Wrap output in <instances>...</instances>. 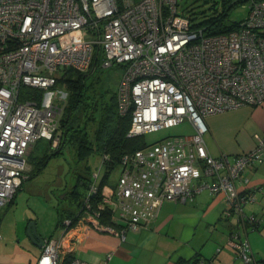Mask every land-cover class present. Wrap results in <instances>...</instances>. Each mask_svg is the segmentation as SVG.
I'll use <instances>...</instances> for the list:
<instances>
[{
  "label": "built area",
  "instance_id": "2783aa9c",
  "mask_svg": "<svg viewBox=\"0 0 264 264\" xmlns=\"http://www.w3.org/2000/svg\"><path fill=\"white\" fill-rule=\"evenodd\" d=\"M242 3L248 12L237 28L205 35L178 10L177 0H0V208L22 184L29 147L41 138L58 145L67 95L55 90L58 73L116 65L122 70L117 111L131 118L127 136L185 119L195 131L123 155L114 186L100 187L98 172H92L76 220L117 232L100 221V212L108 210L111 219L117 213L123 221L121 232L133 230L152 219L164 201H185L208 189L223 197L222 216L234 219L227 243L236 258L264 264L241 235L246 224L261 222L244 211L254 191L236 187L244 169L264 157V136L256 134V145L233 157L210 155L203 139L205 116L264 101V0ZM23 88L50 92L39 100L22 98ZM64 230L44 240L36 264H61ZM70 264L90 263L74 257Z\"/></svg>",
  "mask_w": 264,
  "mask_h": 264
},
{
  "label": "crops",
  "instance_id": "0c3cea01",
  "mask_svg": "<svg viewBox=\"0 0 264 264\" xmlns=\"http://www.w3.org/2000/svg\"><path fill=\"white\" fill-rule=\"evenodd\" d=\"M204 123L203 139L209 154L233 157L252 149L256 145V134L264 136V101L209 114L204 117ZM32 147L26 156H31ZM26 160L23 181L37 170L28 157ZM95 171L100 181L105 171ZM236 187L254 191V201L246 204L244 211L254 213L261 222L256 227L246 224L241 235L248 240L255 258L264 262V157L244 169ZM57 197L52 232L48 231L43 219L31 217L30 212L16 214V196L5 206V212L0 215V264H36L42 244L34 243L27 236L25 220L35 222L43 242L58 238L67 229L64 243L67 249L62 259L75 257L90 264H243L227 243L234 219L222 216L226 207L223 197L211 194L208 189L185 201H164L156 215L137 229L125 228L121 232L125 225L115 213V218H110L117 230L114 233L97 230L90 222L77 220L67 228L59 226L60 198ZM72 203V206L62 207L70 218L80 211L78 203Z\"/></svg>",
  "mask_w": 264,
  "mask_h": 264
},
{
  "label": "trees",
  "instance_id": "16d2710c",
  "mask_svg": "<svg viewBox=\"0 0 264 264\" xmlns=\"http://www.w3.org/2000/svg\"><path fill=\"white\" fill-rule=\"evenodd\" d=\"M242 1L221 0L222 10L217 14L213 11L208 15L203 14V12L197 14L195 11L187 13L181 10V12L189 15L195 27H203L205 35L228 33L238 27V22L241 19L230 23L226 22L227 11ZM212 8H214V2L209 7V9ZM97 62V59H94L92 65H96ZM93 72L89 70L83 73L67 68L58 76L56 83L63 84L67 90L66 100L63 104L65 106L64 108L62 106L58 120L59 142L56 147H52V139H49L48 152L40 157L38 164L35 165L38 170L49 157L62 154L63 149L70 146L75 162L78 166H82V170L80 168V171H75L74 183L69 188L65 187L64 189H67L69 199L78 203L79 207H81L83 198L92 182V172L89 167V157L92 153H98L101 158L107 156V159L103 160V165L106 168L99 183L101 187L107 183L109 171L114 166L119 165L123 155L147 145L144 134L127 136L131 121L130 113L119 115L115 92H112L109 97H106V90L96 92L99 79L90 78ZM21 92L24 94L22 98L30 96L39 100L41 97L40 91L36 89L23 88ZM96 202L97 199L94 198V207H96ZM57 212L59 226H65V218H69L71 223L77 218L76 215L70 218V215L63 208H58ZM100 221L112 224L108 210L100 212ZM70 261L71 259L66 257L62 259L61 264H70ZM195 261L192 262L195 263ZM258 263L264 262L258 261Z\"/></svg>",
  "mask_w": 264,
  "mask_h": 264
},
{
  "label": "rangeland",
  "instance_id": "374dc122",
  "mask_svg": "<svg viewBox=\"0 0 264 264\" xmlns=\"http://www.w3.org/2000/svg\"><path fill=\"white\" fill-rule=\"evenodd\" d=\"M214 2V8L209 9L210 5ZM177 8L179 11L183 10L187 13L195 11L197 14L203 12L208 15L212 11L217 14L222 10L221 0H177ZM248 7L246 4L237 3L232 6L226 15V22L238 21L247 15ZM213 13V14H214ZM121 67L116 65L111 67H99L94 70L90 78H98L99 83L96 85V92L99 90H106L109 97L112 92H115L121 75ZM61 73H58L60 76ZM55 90L60 91L63 94H67V90L63 84H57ZM41 95H44L49 91L38 90ZM63 105V104H62ZM65 105H63L64 108ZM195 131L194 126L188 119L184 121L160 130L149 132L144 134V140L147 145L159 141L166 137L190 135ZM49 139L41 138L33 143L31 156L28 157V161L32 166L38 164V160L46 152H48ZM102 158L98 153H92L89 157V167L91 171L99 170L100 173L105 171V165H103ZM70 146H66L62 154L53 155L49 160H46L42 166L36 170L33 174L30 173L28 179H25L16 193L15 206L17 209L16 214H22V212H30V216L33 218L43 219L48 231L52 232L53 217L52 213H55V206L58 203V197L60 198L59 208L72 206V202L67 196V189L63 191V188H69L75 181L76 172L82 170V166H78L75 162ZM101 163V165H100ZM78 169V170H76ZM76 171V172H75ZM120 174V165L114 166L108 173L107 183L114 185ZM61 191V192H60ZM66 196V198H63ZM15 206L12 207L15 210ZM6 207L0 208V212H5ZM33 221V220H31ZM30 222V221H29ZM27 225V220H25ZM24 228V224L21 225ZM26 232V231H25Z\"/></svg>",
  "mask_w": 264,
  "mask_h": 264
},
{
  "label": "water",
  "instance_id": "95a60500",
  "mask_svg": "<svg viewBox=\"0 0 264 264\" xmlns=\"http://www.w3.org/2000/svg\"><path fill=\"white\" fill-rule=\"evenodd\" d=\"M26 234L34 243L43 244V240L39 233L37 232L36 224L30 221L26 225Z\"/></svg>",
  "mask_w": 264,
  "mask_h": 264
}]
</instances>
